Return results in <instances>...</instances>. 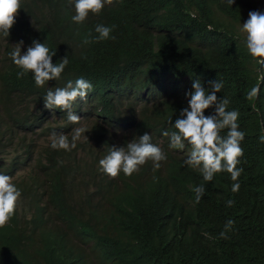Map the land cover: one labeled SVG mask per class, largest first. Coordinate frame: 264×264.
I'll use <instances>...</instances> for the list:
<instances>
[{
    "label": "trees",
    "instance_id": "obj_1",
    "mask_svg": "<svg viewBox=\"0 0 264 264\" xmlns=\"http://www.w3.org/2000/svg\"><path fill=\"white\" fill-rule=\"evenodd\" d=\"M74 4L22 0L9 36L0 33V174L19 175L13 183L22 192L0 228V264H264V66L241 31L250 11L264 12V0H114L83 23L72 19ZM97 25L115 26L114 39H98ZM21 41L22 53L38 41L56 52L53 63L67 56L61 85L78 78L92 84L73 111L96 120L105 156L147 132L166 154L160 167L149 160L131 176L112 178L98 164V148L85 142L71 151L41 145L37 153L45 136L67 134L73 124L66 112L44 107L46 88L31 72L18 77L10 53ZM197 79L208 91L210 82H222L217 95L239 112L238 181L225 171L205 182L184 164L191 146L173 149L162 134L176 131L169 120L188 106L185 94ZM257 84L259 98L249 100ZM110 130L127 131L121 144ZM86 147L93 162L79 154Z\"/></svg>",
    "mask_w": 264,
    "mask_h": 264
},
{
    "label": "clouds",
    "instance_id": "obj_2",
    "mask_svg": "<svg viewBox=\"0 0 264 264\" xmlns=\"http://www.w3.org/2000/svg\"><path fill=\"white\" fill-rule=\"evenodd\" d=\"M114 0H75V15L72 17L76 23H83L89 14H100L105 5H112ZM229 5H233L235 0H227ZM22 0H0V33L5 37L10 34V29L14 26ZM115 26L108 27L97 25L95 31L99 34L98 39L106 40L111 37ZM241 31L246 34V47L253 59L264 66V12L250 11L248 19L242 24ZM85 43L90 42L85 40ZM23 41L15 45L10 53L13 63L22 69L18 77L31 72L38 87L46 88L47 94L44 97V107L46 109H60L67 113V119L73 124L65 135L63 133L51 134V147L71 151L76 147L77 142H81L82 135L87 133V129L78 128L87 120L85 115H76L73 111L74 103L86 100L92 91V84L84 78H78L73 83L69 81L66 86L58 81L62 76L69 61L64 56L58 63H53L55 51H50L44 43L33 41L32 46L26 52L21 51ZM264 81V75L258 77ZM211 91L206 90L199 79L192 84L193 91L186 93L188 106L180 111L179 116L173 122L176 131L169 133L164 131L162 134L170 138V147L183 150L185 144L191 146L188 157L184 164L194 169H199L203 180L211 182L214 176L221 172H227L231 179L238 181L242 169L237 165L240 157L243 156L241 142L245 139V133L239 130V112L237 110H227L230 101L217 95L223 88L222 82L216 80L210 82ZM259 84L253 86L248 92L249 100L259 98ZM212 111L206 115V110ZM62 124L67 125V121L59 119ZM227 130L226 135L222 132ZM68 136V137H67ZM151 135L145 132L139 136L138 140L133 139L126 146L111 147L105 156L104 150L101 155L104 158L98 161L101 169L110 177L115 178L121 172L126 176H131L140 170V167L149 160L154 162L156 168L160 167V162L166 160V154L162 148L151 142ZM264 143V137H261ZM104 149V146H103ZM239 183H234L232 191L238 192ZM196 194V203H199L205 188L203 185L193 188ZM22 196L21 190L13 183L9 175L0 174V228L6 226L10 219L15 215ZM228 201V205H232ZM233 221H227L224 231L220 233L221 238L227 239V231L231 230Z\"/></svg>",
    "mask_w": 264,
    "mask_h": 264
},
{
    "label": "rangeland",
    "instance_id": "obj_3",
    "mask_svg": "<svg viewBox=\"0 0 264 264\" xmlns=\"http://www.w3.org/2000/svg\"><path fill=\"white\" fill-rule=\"evenodd\" d=\"M95 119L94 118H89L87 120H85L84 123H82L78 128L81 129H87V133L85 135H82L80 138L81 142H85L88 144V146H92L93 148H98L99 152L101 153L104 149L103 147L99 148V143L96 139V137L93 134V126L95 124ZM60 123L62 124V121H60ZM63 134L66 135V133L64 132ZM127 134V131L125 130H110L109 131V136L110 138L113 140V142L117 143V144H121L122 143V139L124 138L123 135ZM51 143V135L49 134L48 136H45L43 138V140L39 141V143L37 144V153H43V150H41L40 146L44 145V146H49V144ZM80 156H85L86 158H90L92 160V162L94 161L93 157L91 156V151L89 149V147L84 148V150L79 152ZM7 160H11L12 159V155H6ZM104 158L103 155L100 154L99 156V160ZM19 175L13 179L14 181H18Z\"/></svg>",
    "mask_w": 264,
    "mask_h": 264
}]
</instances>
